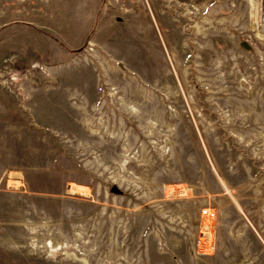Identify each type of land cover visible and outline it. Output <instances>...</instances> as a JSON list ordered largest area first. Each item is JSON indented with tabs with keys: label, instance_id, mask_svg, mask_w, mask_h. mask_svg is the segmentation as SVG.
I'll use <instances>...</instances> for the list:
<instances>
[{
	"label": "rangeland",
	"instance_id": "rangeland-1",
	"mask_svg": "<svg viewBox=\"0 0 264 264\" xmlns=\"http://www.w3.org/2000/svg\"><path fill=\"white\" fill-rule=\"evenodd\" d=\"M0 264H264V0H0Z\"/></svg>",
	"mask_w": 264,
	"mask_h": 264
},
{
	"label": "built area",
	"instance_id": "built-area-1",
	"mask_svg": "<svg viewBox=\"0 0 264 264\" xmlns=\"http://www.w3.org/2000/svg\"><path fill=\"white\" fill-rule=\"evenodd\" d=\"M201 216L205 217L206 219L208 218H215L216 212L214 208L206 206L201 209ZM198 237L197 241V250L199 252L205 253V252H210L213 249V244H211L212 241L207 240L206 235H204V232L201 233ZM205 236V237H204Z\"/></svg>",
	"mask_w": 264,
	"mask_h": 264
},
{
	"label": "water",
	"instance_id": "water-1",
	"mask_svg": "<svg viewBox=\"0 0 264 264\" xmlns=\"http://www.w3.org/2000/svg\"><path fill=\"white\" fill-rule=\"evenodd\" d=\"M243 42H244V41H243ZM243 42H242V44L245 45V43H243ZM112 190L116 191V190H117V187H116V186H113V187H112Z\"/></svg>",
	"mask_w": 264,
	"mask_h": 264
},
{
	"label": "bare ground",
	"instance_id": "bare-ground-1",
	"mask_svg": "<svg viewBox=\"0 0 264 264\" xmlns=\"http://www.w3.org/2000/svg\"><path fill=\"white\" fill-rule=\"evenodd\" d=\"M243 43H245V45H244V46L246 47V46H247V43H246L245 41H244ZM71 189H72V188H71ZM209 219H210V218H209Z\"/></svg>",
	"mask_w": 264,
	"mask_h": 264
}]
</instances>
